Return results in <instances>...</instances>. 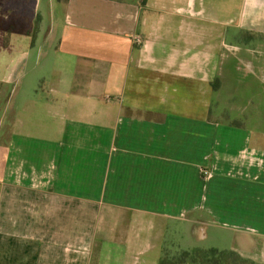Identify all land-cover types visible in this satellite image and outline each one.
<instances>
[{"label":"crops","instance_id":"0c3cea01","mask_svg":"<svg viewBox=\"0 0 264 264\" xmlns=\"http://www.w3.org/2000/svg\"><path fill=\"white\" fill-rule=\"evenodd\" d=\"M167 242L264 264V0H0V264Z\"/></svg>","mask_w":264,"mask_h":264},{"label":"trees","instance_id":"16d2710c","mask_svg":"<svg viewBox=\"0 0 264 264\" xmlns=\"http://www.w3.org/2000/svg\"><path fill=\"white\" fill-rule=\"evenodd\" d=\"M159 264H258L244 259L234 251L195 250L179 252L175 243L167 242Z\"/></svg>","mask_w":264,"mask_h":264},{"label":"rangeland","instance_id":"374dc122","mask_svg":"<svg viewBox=\"0 0 264 264\" xmlns=\"http://www.w3.org/2000/svg\"><path fill=\"white\" fill-rule=\"evenodd\" d=\"M207 9H208V7H207ZM209 13H210V12H209V10H208V14H207L208 16L210 15ZM225 20H226V17H225V16H222V15L219 16V17H218V24L220 25L221 23H224ZM209 21H210V20H209ZM211 21L214 22V20H211Z\"/></svg>","mask_w":264,"mask_h":264},{"label":"built area","instance_id":"2783aa9c","mask_svg":"<svg viewBox=\"0 0 264 264\" xmlns=\"http://www.w3.org/2000/svg\"><path fill=\"white\" fill-rule=\"evenodd\" d=\"M205 174V176L207 177L209 174L206 172V173H204Z\"/></svg>","mask_w":264,"mask_h":264}]
</instances>
